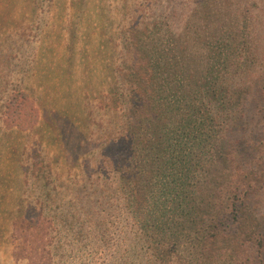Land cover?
Returning a JSON list of instances; mask_svg holds the SVG:
<instances>
[{
  "label": "trees",
  "instance_id": "1",
  "mask_svg": "<svg viewBox=\"0 0 264 264\" xmlns=\"http://www.w3.org/2000/svg\"><path fill=\"white\" fill-rule=\"evenodd\" d=\"M41 2L48 11H43L44 15L37 20L40 37L39 44L34 46L31 39L21 38L23 29H27L22 24L26 20L36 21ZM194 3L180 32L168 23L166 38L158 37L152 42L141 36V29L147 28L145 21L149 18L141 17L139 0H123V23L119 32L114 29L115 8H109L106 0H16V4L0 0L3 7L0 9V87L4 89L0 94V126L20 133L18 130H35L43 122L47 131L57 137L67 133L61 125L70 118L65 112L61 116L59 98L54 95L46 101L45 109L27 86L33 77L35 58L55 57L61 30L66 27L70 38L66 45L72 53H76L75 43L81 39L96 46L92 52L94 58L100 59L109 51L110 63L104 67H109L112 73L106 98L99 97L97 104L107 105L113 120L109 124L112 132L101 143V151H107L110 159L117 156V148L124 142L132 149L144 128L154 131L155 139L150 146L157 153V167L148 190L153 204L149 221L157 228L153 227V231H158L154 235L168 236V245L188 240L192 250L187 264H264V204L248 192L253 188L250 182L245 183L248 177L245 179L242 175L240 184L230 181L226 204L220 196L216 198L217 180L209 183V191L202 196H207L204 205L208 214L205 213V218L199 214L200 201L192 182L201 180L195 178L199 171L206 182L212 179V169L201 168L203 149L215 143L211 131L215 127L222 146H234L233 152L226 156L234 176L237 175L236 167L242 165L245 157L241 151L246 153V144L251 141L237 138V133L258 119H253V115L263 117L260 112L264 110V97L259 98L260 106L254 110L251 105L254 96L250 93L259 85L263 93L264 72L248 83L240 81L243 73L239 69L251 53L247 18L242 16V9L231 6L230 0H194ZM19 4L31 10L21 20L13 10ZM52 10H56L54 14ZM222 11L232 16H222ZM157 20L160 19L153 17L148 28ZM29 32L32 37V31ZM180 36L179 48H176L174 38L180 39ZM19 52L27 56L19 59ZM183 71L185 75L190 71L192 82L182 77ZM17 72L22 73V78L14 82ZM144 107L147 114L143 113ZM157 107L163 113L156 114ZM141 115L142 121L138 119ZM130 155L118 158L117 163ZM116 167L113 166L118 173ZM251 176H256L255 170ZM256 191L259 195L264 193L260 188ZM29 207L21 205L16 215H22ZM246 207L252 213L251 218L241 216ZM145 237L150 242L154 240V237ZM158 248L152 244L148 263L160 262ZM140 259L145 260L143 264L147 262V258Z\"/></svg>",
  "mask_w": 264,
  "mask_h": 264
},
{
  "label": "rangeland",
  "instance_id": "2",
  "mask_svg": "<svg viewBox=\"0 0 264 264\" xmlns=\"http://www.w3.org/2000/svg\"><path fill=\"white\" fill-rule=\"evenodd\" d=\"M139 1L141 17L149 18L145 21L147 28L141 29V36L152 42L158 37L166 38L168 23L175 31L183 29L189 8L195 4L194 0ZM11 2L16 4V0ZM106 2L109 8H115L114 29L119 32L123 23V0ZM230 3L234 8L242 9V16L247 18L251 53L239 71L243 73L240 81L248 83L264 72V0H230ZM13 10L20 20L31 14L30 9L20 7V4ZM43 11L48 9L41 2L36 21L31 23L26 20L22 24L27 29H23L21 38L31 39L34 46L39 44L40 32L36 26L37 20L44 15ZM52 11L54 14L56 10ZM235 13L238 14V11ZM155 16L160 20L148 28ZM222 16L232 15L222 11ZM57 28L60 29V26ZM64 28L55 57L35 58L33 77H30L27 86L45 109L46 101L54 95L59 98L61 114L65 112L70 118L61 125L67 133L57 137L47 131L43 122L36 125L35 130H18L20 133L6 131L0 126V264H143L145 260L141 257L147 258L145 264H187L192 250L190 242L179 240L173 245L172 242L166 244L168 236L154 235L158 231H153L156 227L149 221L153 204L148 190L157 167V153L151 147L155 139L153 129L137 131L140 136L132 149H129L128 142H124L122 147L117 148L115 157L109 159L107 151H101V143L112 132L109 124L113 120L107 105L97 104L99 97L106 98L112 73L109 67H104L110 63L109 51L100 59L94 58L92 52L96 46L81 39L75 43L76 53H72L66 45L70 38L67 28ZM29 31H32V37ZM123 31H120L122 36ZM181 38H174L176 48H179ZM118 40L119 37L116 42ZM25 56L27 54L19 52L17 58ZM185 72L180 74L192 82L190 71L189 75ZM15 74L14 82L21 81L22 73ZM3 90L0 87V94ZM260 90L259 85L250 93L258 98L251 100L254 110L260 106L259 98L264 97V86L263 93ZM162 111L161 107L155 108L158 115ZM143 113L147 114L146 107ZM260 113L263 117L253 115V119H258L237 133V138L251 141L246 144L247 152L241 151L245 157L242 158V165H237L235 176L226 156L233 152L234 146H222L215 127L211 131L215 143H209L203 149L201 168H211L212 179L206 182L202 171H199L195 178L201 180L192 182L200 201L199 214L202 218L208 214L204 205L207 196H202L207 194L208 184L213 180H217L216 198L220 196L226 204L230 181L240 184L242 175L246 176L248 180L245 183L250 182L253 187L248 192L264 204V193L259 195L256 191L258 188L264 190V110ZM61 116L64 117L63 114ZM138 119L142 121L144 116ZM130 153L129 158L117 163L118 158L124 159ZM235 159L237 162V155ZM113 166H117L118 173ZM254 170L256 176L252 177ZM249 172L251 174L246 175ZM21 205L30 207L17 216ZM246 215H250L249 218L252 216L247 207L241 216ZM247 226L244 225L245 229ZM146 235L154 237V240L150 242ZM153 243L155 248L163 244L158 248L160 262L148 263Z\"/></svg>",
  "mask_w": 264,
  "mask_h": 264
}]
</instances>
